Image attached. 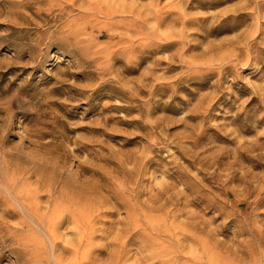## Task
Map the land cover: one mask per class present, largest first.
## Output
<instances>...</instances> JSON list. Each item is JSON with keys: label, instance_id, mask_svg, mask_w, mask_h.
Wrapping results in <instances>:
<instances>
[{"label": "rangeland", "instance_id": "1", "mask_svg": "<svg viewBox=\"0 0 264 264\" xmlns=\"http://www.w3.org/2000/svg\"><path fill=\"white\" fill-rule=\"evenodd\" d=\"M0 264H264V0H0Z\"/></svg>", "mask_w": 264, "mask_h": 264}, {"label": "bare ground", "instance_id": "2", "mask_svg": "<svg viewBox=\"0 0 264 264\" xmlns=\"http://www.w3.org/2000/svg\"><path fill=\"white\" fill-rule=\"evenodd\" d=\"M49 177H50V176H49ZM75 202H76V201H75ZM72 204H73V203H72ZM10 205H11V204H10ZM24 205H25V204H24ZM55 205H56V204H55ZM57 206H58V205H57ZM59 206H60V205H59ZM60 207H61V206H60ZM60 207H59V208H60ZM6 209H7V208H6ZM57 209H58V208H57ZM77 210H78V209H77ZM13 211H14V210H13ZM56 211H57V210H56ZM14 212H15V211H14ZM5 213H6V212H5ZM8 214H9V213H8ZM8 214H7V215H8ZM58 219H59V218H58ZM58 221H59V220H58ZM60 223H62V221H61ZM50 224H51V223H50ZM54 226H55V225H54ZM55 228H56V227H55ZM47 231H48V230H47ZM48 234H49V233H48ZM78 240H79V239H78Z\"/></svg>", "mask_w": 264, "mask_h": 264}]
</instances>
